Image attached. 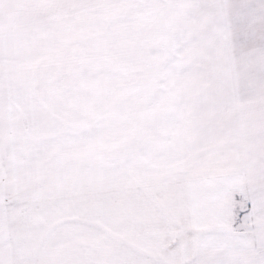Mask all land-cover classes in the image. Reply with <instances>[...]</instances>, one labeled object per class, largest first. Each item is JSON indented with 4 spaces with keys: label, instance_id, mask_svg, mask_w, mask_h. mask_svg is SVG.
<instances>
[{
    "label": "snow or ice",
    "instance_id": "1",
    "mask_svg": "<svg viewBox=\"0 0 264 264\" xmlns=\"http://www.w3.org/2000/svg\"><path fill=\"white\" fill-rule=\"evenodd\" d=\"M0 264H264V0H0Z\"/></svg>",
    "mask_w": 264,
    "mask_h": 264
}]
</instances>
